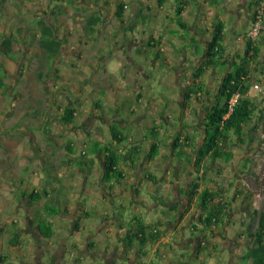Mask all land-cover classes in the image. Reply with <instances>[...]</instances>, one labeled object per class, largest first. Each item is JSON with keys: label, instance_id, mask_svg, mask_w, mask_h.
<instances>
[{"label": "crops", "instance_id": "1", "mask_svg": "<svg viewBox=\"0 0 264 264\" xmlns=\"http://www.w3.org/2000/svg\"><path fill=\"white\" fill-rule=\"evenodd\" d=\"M49 1L51 17L47 20L64 40V48L50 69L64 84L78 88L71 95L61 91L68 100L65 106L58 104L56 97L47 101V110L40 119L51 133L45 135L42 148L24 151L12 146L10 150L6 144L26 137H20L17 131L10 138L11 133L0 134V213L8 214L0 217V255L8 257V264L27 260L34 249L38 255L51 254L45 264H71L72 260L82 261L88 256L94 257V264H253L251 260L244 261L252 244L246 226L262 202L247 191L245 176H252V156L259 152L260 144H242L232 135L229 148L234 158L229 162L220 159L215 164L208 160L205 178L196 181L199 191L217 190L229 204L222 224L213 226L211 233L202 228L197 195L189 204L194 167L178 157L174 141L177 136L189 134L195 136L194 144L201 142L206 107L218 100L219 84L226 72L247 54V33L258 0H79L71 11L65 0ZM120 5L124 10L118 15ZM88 15L100 19L93 36L85 34ZM221 27V62L227 64L210 67L199 75L197 71L206 67L209 42ZM67 40L73 44L67 47ZM257 45L260 53L257 63L250 66L249 94L260 104L264 97L253 89V84L264 82V26ZM80 64L84 69L74 71ZM87 70H94V110L89 99L82 96L83 85L93 89V82L82 84ZM164 87L169 89L168 94L159 90ZM57 104L60 114L53 110ZM66 107L74 109V127L61 121ZM93 115L94 132L90 136V130L79 122ZM195 119L198 121L194 125ZM98 123L107 128L101 130ZM113 124L129 133L123 148L139 144L143 158L137 169L123 167L125 178L119 183L112 181L110 191L102 187L101 156H94L95 163L85 172L72 160L83 153L88 136L108 141L106 130ZM185 125L194 128L184 131ZM21 128L34 145L39 142L36 133H27L25 126ZM53 133L61 138L58 144ZM246 133L250 134L248 129ZM68 144L74 146L73 154H68ZM154 148L157 154L150 158ZM185 149L191 151L190 147ZM32 161L35 170L28 169ZM66 165L72 173H64ZM246 165L248 169H244ZM47 166L51 168L52 181L44 180L41 172L37 174V168L45 171ZM34 188L43 192L40 199L29 197ZM150 196L155 202H149ZM47 203H59L69 211L49 218L55 228L51 238L43 237L33 220ZM175 206L178 208L173 209ZM112 207L118 209L117 215ZM92 208L94 214L86 217L85 212ZM129 208L133 214H128ZM24 213L26 218L19 217ZM137 218L153 225L159 235L144 244L134 239L127 245L128 234L136 232ZM35 233L32 243L31 235ZM72 235L74 241L68 239ZM54 241L57 245L61 242L58 248ZM68 252L71 259H66Z\"/></svg>", "mask_w": 264, "mask_h": 264}, {"label": "trees", "instance_id": "2", "mask_svg": "<svg viewBox=\"0 0 264 264\" xmlns=\"http://www.w3.org/2000/svg\"><path fill=\"white\" fill-rule=\"evenodd\" d=\"M2 2L5 0H1ZM70 5H74L79 0H65ZM258 2V1H257ZM257 4V3H256ZM65 7V6H64ZM60 8V7H59ZM56 9V7L54 8ZM60 10V9H59ZM124 10L123 5L119 6L118 15H121ZM55 12V10H54ZM47 13V11L45 12ZM100 22L99 17L94 15H88L86 24L84 26L85 34L87 36H93L97 31V25ZM30 23V21H29ZM32 28L30 31L38 32L39 46L42 51L43 61L40 65L41 68L52 66L55 60L60 56L63 46V41L56 32V29L51 25L50 21L45 17H35L31 21ZM222 28L217 29L216 33L209 42V46L206 56V67L198 70L197 73L202 75L210 67H216L218 65L225 66L227 63L221 62L224 58V50L221 44L223 39ZM35 29V30H34ZM17 33L0 34V55L8 58L15 59V49L22 35L23 29H18ZM260 53V47L257 45V41L254 43L249 40L248 51L243 61H235L230 69L226 72L223 80L219 84L218 100L214 105H208L206 107V113L204 117V131L202 134V145L199 147V143L194 144V135L182 134L177 136L174 141V148L178 149V157L182 156L183 160L189 165H193V187L190 189L189 196L191 205L192 199L197 195L199 199V205L202 207V211L199 214V219L203 225V230H210L214 232V228L218 227L223 222L222 215L229 208L223 198L220 197L219 191L204 188L199 191V181L205 178L208 160L211 163H216L217 160H224L229 162L234 158V151L230 150V142L232 141V135L239 138L240 143L246 144L248 142H255L260 140L258 131H264V98L260 104H257L250 97V81L251 77V64L257 63V59ZM48 64V65H47ZM48 75H51V69L46 71ZM43 75V71H39V78ZM8 77V73L0 67V88L8 89L9 85L5 82V78ZM235 91H239L242 94L240 104L235 110L228 116V99ZM98 104V103H97ZM45 112L36 111L34 113L35 118L44 117ZM75 112L74 109L66 107L64 115L61 121L66 124L74 122ZM41 124L43 121L41 119ZM194 128L193 125H185L184 131ZM246 129L250 132L246 133ZM45 135L51 133V129L44 126ZM91 136V132H89ZM110 138L108 141H101L99 139H91L87 137L86 147L80 156L73 157L72 162L79 163L81 169L85 172L86 167L93 165L94 156H101L104 161V168L101 172L102 187L112 190V181H120L125 178V166L133 169H137L143 158V149L139 144L130 145L123 148L126 145V141L129 137V133L123 130L118 124L110 125L109 127ZM68 146V154L74 153V146ZM190 147L191 151H187L185 148ZM157 151L152 149L150 152V158H154ZM124 167V168H123ZM248 169V165L244 169ZM90 169V168H89ZM201 175H195L198 173ZM257 179V177H255ZM260 182L261 192L264 191L262 186L264 185V175L261 179H257ZM26 194V193H25ZM24 194V195H25ZM31 200L40 199L43 192L34 188L30 193ZM175 206L173 209H177ZM41 218L42 221L38 224L39 233L45 238H51L55 235V228L53 222L49 219L54 215H62V213H68V208H61L59 206L51 205L47 203L45 208L42 209ZM43 213H46L44 215ZM94 212H85L86 217H90ZM136 232L128 234L126 237L127 245H131L134 239H137L140 244H144L147 241L153 240L159 231H154L155 227L150 224H145L140 218H137ZM80 218L77 217L76 226L79 228ZM248 234L252 239V244L244 254V261H252L253 264H264V200L258 211H255L253 218L246 226ZM199 247L203 245L199 242ZM8 257L0 255V264H8ZM157 264V263H153Z\"/></svg>", "mask_w": 264, "mask_h": 264}, {"label": "rangeland", "instance_id": "3", "mask_svg": "<svg viewBox=\"0 0 264 264\" xmlns=\"http://www.w3.org/2000/svg\"><path fill=\"white\" fill-rule=\"evenodd\" d=\"M48 2L50 1L49 0H5L2 2L0 0V34L2 33L9 34L11 32L17 33L19 32L18 31L19 28L23 29L20 42L18 43L15 49L16 58L12 59L0 55V67H2L8 73V77L5 78V82L9 85L8 89L0 88V127L2 129L0 130V134L11 133V135H8V138H10L12 137V132L17 131L20 137H26V138H21V140L20 139L16 140L15 141L16 143L10 142V144H6V146L10 150L13 147L17 148V146H19L20 149H24V151L31 150V147L36 148L37 146H41L42 148L44 144L43 143L44 140L47 139V137H45V131H44L45 125L44 123L41 124L40 118L38 119L35 118L34 113L36 111L45 112L47 110V101L55 97L57 98L58 104L65 106L68 100L64 97V93L61 91L65 90V92L67 91V93L71 95L72 93H74L75 90L74 88H78L73 85L64 84L62 81L57 79L56 73L52 74V71H51V75H48L46 73V71L48 70L46 66L43 68L40 67L43 61V57H42L41 48L39 46L38 32L35 29L34 32L30 31L29 28H32L31 21L35 17H39V18L44 16L51 17L50 15L51 7L49 6L50 4ZM65 5H68L70 11L73 8V6L68 4V2H66ZM65 10H69V9L66 8ZM46 11L47 13H45ZM80 37L82 38V36ZM65 43L67 47L73 44V42H70L69 40H67ZM63 46H64V41H63ZM63 46L62 49L64 48ZM53 66L54 65L52 66L48 65L49 68H52ZM77 69L83 70L84 69L83 64H80L79 66L75 67V69L73 70L76 71ZM40 70L43 71V75L41 76V78H39ZM162 72H161V76H162ZM117 75L119 76L118 70H117ZM93 76H94V70H90V72L89 70H87L86 75L83 78H81L82 84L84 83L89 84L90 82H93L92 81L94 80ZM118 76H117V80L121 81V78H119ZM112 79H114V77H112ZM84 86L85 85H83V88H85V94L82 95L83 99L84 100L89 99L90 102L89 105L90 106L92 105L93 107L94 82H93V89H91L89 85L85 87ZM159 90L161 91V93L168 94V91L166 90L169 89H166L164 87V89H159ZM61 94L63 97L59 96ZM101 94L102 93L100 92L99 96H101ZM58 104L53 110L56 111L58 114H60L61 111H59ZM25 111H28L27 112L28 114H24L23 112ZM87 118H88L87 120H82L79 123L83 125L84 129L88 128L90 132L91 131L94 132V115L91 117L87 116ZM198 119H195L194 125L197 123ZM98 124L101 125L100 126L101 130L104 129V128L102 129V127H106L103 126V124L101 123ZM23 125L25 126L26 128L25 130L27 131V133L34 132V134L36 133V135L38 136L39 142H37L36 145H34L35 142L30 140V138L27 136L28 134L26 135L22 132L21 127H24ZM72 125L73 126L71 127H74V125L76 126V122L72 123ZM106 131L109 137L110 136L109 130L107 129ZM259 135H260V140H257L255 142H258L260 144L259 145L260 150L259 152L254 153V155L252 156L253 158L252 176L250 174L245 176V187L246 189H248L247 191L251 192L253 195H256L257 200L262 202L264 200V191L261 192L262 189L260 188V182L258 183L257 179H261L262 176L264 175V131H260ZM53 138L56 140L57 144L59 143L58 140L61 139L59 136L55 135L54 133H53ZM53 143H55V141H53ZM56 146H55L56 150L60 153L61 149H59V147L57 148ZM20 152H22V150ZM33 154L36 155V153ZM51 156L53 155L52 154L49 155V157ZM28 169L35 170L34 161L29 163ZM50 169L51 168L47 166V168H45V171H39V168H37L36 170H37V174L38 172L44 174L45 177L44 180L49 181L51 179L49 175ZM62 170H64L65 174L72 173V169L68 165H66V167H63ZM23 174L25 173L23 172ZM255 177H257V179ZM119 182L121 181H118V183ZM77 188L79 189L80 187ZM262 188H264V185L262 186ZM20 189L22 188L20 187ZM161 195H163V193ZM148 200L150 203L155 202V198L151 196L148 197ZM57 206H59V203H57ZM112 210L113 212H115V214L116 212H118V209L116 208L113 209L112 207ZM91 211L94 212V208H92ZM128 211H129L128 214L134 213V211L131 208H129ZM4 213L5 212H1L0 217L3 218L8 217V214H4ZM35 216L36 217L33 218V220L35 221L36 226H38L39 222L43 220L41 218V212H37ZM19 217L26 218V214L24 213V215L22 216L19 215ZM65 232L66 234H68L69 229L65 228ZM91 232L94 233V226L92 227ZM62 234H63V230H62ZM34 235L36 237L37 234L35 233L31 235V237H33L32 240L30 241V239H28L27 241L34 243ZM68 239L74 241L75 237H73L72 235L69 236ZM55 241L54 243L55 245H57ZM60 243L61 242H59L58 245L55 246V248H58ZM22 250L25 252V253L23 252L24 254L28 253L25 251V249ZM33 251L34 252L30 254L31 257H27V260H18L17 262L9 261L10 264H45L48 262V260H51V254H49L48 252H45V254L42 255H38V253L35 252V249ZM71 258H72L71 252H68V256L66 259H71ZM72 262L74 264H94V257L88 256V258L82 259V261L72 260ZM72 262L70 263L72 264Z\"/></svg>", "mask_w": 264, "mask_h": 264}, {"label": "built area", "instance_id": "4", "mask_svg": "<svg viewBox=\"0 0 264 264\" xmlns=\"http://www.w3.org/2000/svg\"><path fill=\"white\" fill-rule=\"evenodd\" d=\"M264 26V0H258L255 11L252 26L247 33V37L250 41L256 42L259 38ZM253 89L257 91L262 97H264V82H255ZM242 94L239 91H235L228 99V116L235 108L240 104Z\"/></svg>", "mask_w": 264, "mask_h": 264}, {"label": "water", "instance_id": "5", "mask_svg": "<svg viewBox=\"0 0 264 264\" xmlns=\"http://www.w3.org/2000/svg\"><path fill=\"white\" fill-rule=\"evenodd\" d=\"M202 145V141L199 143V147Z\"/></svg>", "mask_w": 264, "mask_h": 264}, {"label": "flooded vegetation", "instance_id": "6", "mask_svg": "<svg viewBox=\"0 0 264 264\" xmlns=\"http://www.w3.org/2000/svg\"><path fill=\"white\" fill-rule=\"evenodd\" d=\"M211 105V104H210Z\"/></svg>", "mask_w": 264, "mask_h": 264}]
</instances>
